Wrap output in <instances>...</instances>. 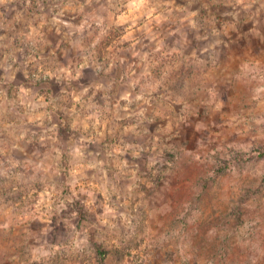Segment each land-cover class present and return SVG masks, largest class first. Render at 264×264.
<instances>
[{
	"label": "rangeland",
	"instance_id": "374dc122",
	"mask_svg": "<svg viewBox=\"0 0 264 264\" xmlns=\"http://www.w3.org/2000/svg\"><path fill=\"white\" fill-rule=\"evenodd\" d=\"M0 264H264V0H0Z\"/></svg>",
	"mask_w": 264,
	"mask_h": 264
}]
</instances>
